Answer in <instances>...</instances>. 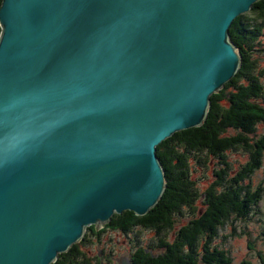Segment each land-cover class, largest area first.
Here are the masks:
<instances>
[{
    "label": "water",
    "instance_id": "95a60500",
    "mask_svg": "<svg viewBox=\"0 0 264 264\" xmlns=\"http://www.w3.org/2000/svg\"><path fill=\"white\" fill-rule=\"evenodd\" d=\"M256 1L2 0L0 264H53L158 203L157 146L204 122Z\"/></svg>",
    "mask_w": 264,
    "mask_h": 264
},
{
    "label": "trees",
    "instance_id": "16d2710c",
    "mask_svg": "<svg viewBox=\"0 0 264 264\" xmlns=\"http://www.w3.org/2000/svg\"><path fill=\"white\" fill-rule=\"evenodd\" d=\"M248 12L237 16L229 30L242 57L236 75L211 95L200 126L177 131L157 146L167 180L158 203L142 216L133 210L114 214L104 228L124 234L140 228L157 232V243L136 246L132 264H233L229 250L215 241L229 222L251 220L264 194V185L252 183L264 165V82L252 55L264 52V0H257ZM231 150H242L247 160L234 166L227 160ZM190 160L211 169L206 188L193 179ZM186 211L189 220L168 238ZM88 230L96 233L93 225ZM87 237L60 253L53 264H101L99 253L92 258L80 249L90 241ZM242 264H264V255Z\"/></svg>",
    "mask_w": 264,
    "mask_h": 264
},
{
    "label": "rangeland",
    "instance_id": "374dc122",
    "mask_svg": "<svg viewBox=\"0 0 264 264\" xmlns=\"http://www.w3.org/2000/svg\"><path fill=\"white\" fill-rule=\"evenodd\" d=\"M262 42H264V36L262 37ZM252 55L257 62L256 73L261 78V81L264 82V74H260L264 69V52L261 50L253 51ZM247 158L248 155L242 150H231L227 153V160L233 163L234 166L244 163ZM190 164L192 165L193 179L202 183V189L206 188L209 182L206 175L211 174V169L197 166L192 160H190ZM252 183L253 187L258 184L264 185V165L253 174ZM255 212V214L252 213L253 218L248 222L236 221L233 224L229 222L225 229L221 231V236L215 241V244L229 250L233 264H242L246 260L257 261L260 253L264 255V194L262 200L255 208ZM189 218L188 211H186V215L183 218L177 219V223H175L174 229L169 232L168 238L172 239L179 226L187 223ZM107 223L93 225L96 231L95 234L90 232L87 227L84 235L88 234L87 238L90 241L80 245V249L92 258L97 255L99 250H103L104 257L101 258V262L104 261V264H123V259L125 257L128 258L137 245L140 244L147 247L158 242V235L154 229L140 228L133 233L124 234L112 229H104ZM102 229H104L103 232H101ZM225 235L228 236L226 239L224 238Z\"/></svg>",
    "mask_w": 264,
    "mask_h": 264
},
{
    "label": "flooded vegetation",
    "instance_id": "af4514ba",
    "mask_svg": "<svg viewBox=\"0 0 264 264\" xmlns=\"http://www.w3.org/2000/svg\"><path fill=\"white\" fill-rule=\"evenodd\" d=\"M99 256H100V258H103L104 257V252H103V250H99ZM126 258V257H125ZM128 261L131 263V254L128 256ZM106 262V261H105ZM123 262V261H122ZM101 264H104V261H102L101 262ZM132 264V263H131Z\"/></svg>",
    "mask_w": 264,
    "mask_h": 264
},
{
    "label": "bare ground",
    "instance_id": "6f19581e",
    "mask_svg": "<svg viewBox=\"0 0 264 264\" xmlns=\"http://www.w3.org/2000/svg\"><path fill=\"white\" fill-rule=\"evenodd\" d=\"M167 139V138H166Z\"/></svg>",
    "mask_w": 264,
    "mask_h": 264
}]
</instances>
